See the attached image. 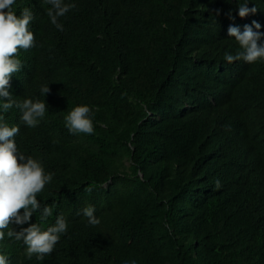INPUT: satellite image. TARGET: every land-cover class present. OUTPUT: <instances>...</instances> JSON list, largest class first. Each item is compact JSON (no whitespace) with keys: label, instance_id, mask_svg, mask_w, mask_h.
I'll return each instance as SVG.
<instances>
[{"label":"trees","instance_id":"16d2710c","mask_svg":"<svg viewBox=\"0 0 264 264\" xmlns=\"http://www.w3.org/2000/svg\"><path fill=\"white\" fill-rule=\"evenodd\" d=\"M243 2L65 0L59 30L43 0H16L34 14V46L18 48L8 91L46 111L35 127L15 107L3 115L52 173L37 194L45 227L63 215L67 231L43 260L5 237L9 264H264V62L224 59L239 50L230 27L264 33V0L241 18ZM82 104L92 134L65 127Z\"/></svg>","mask_w":264,"mask_h":264},{"label":"clouds","instance_id":"9594fccd","mask_svg":"<svg viewBox=\"0 0 264 264\" xmlns=\"http://www.w3.org/2000/svg\"><path fill=\"white\" fill-rule=\"evenodd\" d=\"M249 2L251 0L238 3L237 11L241 18L257 11L256 6H247ZM43 3L50 5L46 9L50 23L63 30L62 25L57 22L58 17L64 16L75 5L65 3V0H43ZM15 4L16 0H0V241L5 237L22 241L25 254L29 258L35 254L37 260H43L66 233L67 222L63 215H57L54 223L45 227L48 218L52 216V210L45 205L42 211H38L41 204L37 194L52 180V173L45 171L39 159L25 155L18 149L14 137L19 128L10 126L3 115L15 107L20 112V120L28 127H35L46 111L45 101L28 97L23 100L13 99L8 91L12 74L19 72L22 65L16 55L18 48L27 50L34 46V35L29 28L34 14L27 7L17 14ZM252 24L256 29L261 28L256 21ZM228 34L237 42L239 50L235 55L225 53V61L232 63L243 60L249 64L264 62V43H258L264 33L254 32L252 27L246 25L243 32L236 27H230ZM39 91L44 96L49 92V86L42 85ZM64 123L70 133L92 134L94 131L93 115L86 104L72 108L64 116ZM216 183L219 187V181ZM81 211L89 226H99L92 206H86ZM34 213L37 221L22 227L31 220ZM13 226L21 227L17 230ZM0 264H9L8 256L2 251ZM125 264H136V261H125Z\"/></svg>","mask_w":264,"mask_h":264}]
</instances>
